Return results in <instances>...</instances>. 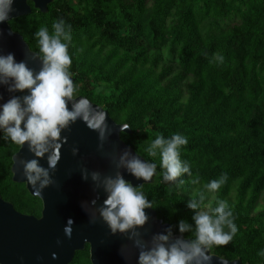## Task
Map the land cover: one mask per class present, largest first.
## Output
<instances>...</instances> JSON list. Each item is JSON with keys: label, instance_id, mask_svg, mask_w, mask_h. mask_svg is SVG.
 <instances>
[{"label": "trees", "instance_id": "trees-1", "mask_svg": "<svg viewBox=\"0 0 264 264\" xmlns=\"http://www.w3.org/2000/svg\"><path fill=\"white\" fill-rule=\"evenodd\" d=\"M30 5L33 13L11 21L12 30L39 55V27L51 31L58 19L72 26L77 95L129 126L124 143L157 163L152 184L141 190L172 236L192 237L178 231L181 220L194 229L188 202L226 174L220 190L205 193V203L227 201L238 231L211 254L264 264L257 255L264 249V0H53L47 13ZM216 53L223 62H210ZM177 132L188 139L181 158L192 176L170 184L162 180L159 157L146 148L156 135ZM19 150L0 139V195L18 213L40 218L42 201L13 182L12 158ZM72 264H92L90 247Z\"/></svg>", "mask_w": 264, "mask_h": 264}, {"label": "clouds", "instance_id": "clouds-1", "mask_svg": "<svg viewBox=\"0 0 264 264\" xmlns=\"http://www.w3.org/2000/svg\"><path fill=\"white\" fill-rule=\"evenodd\" d=\"M14 4L15 0H0V24L11 20ZM35 38L41 61L38 72L30 69L26 62H18L12 53L0 55V88L10 94L7 101L0 103V139L22 148L27 145L35 158L22 159L19 164L26 183L32 187L34 195L41 197L42 190L54 181L49 169L40 165L39 158L47 156L48 166L54 170L60 160L62 144L66 141L62 133L81 121L103 142L108 124L105 113L77 95L78 85L70 71L72 26L58 19L53 21L51 31L46 25L39 27ZM223 59L220 53H216L210 62H223ZM0 100H3L2 96ZM127 128V125L121 126L122 130ZM187 143V137L178 132L167 137L158 134L148 142L146 151L152 157H159L163 182L182 184L181 177L186 174L192 176L189 162L181 158ZM117 168H123L131 176L145 182L151 181L157 174L156 162L142 160L127 151L120 156ZM82 176L88 179L86 171ZM91 179L106 196L98 209L99 218L112 235L119 233L132 241L138 250L136 264H211V249L229 244L238 231L234 212L227 201L219 200L215 207L205 203V193L220 190L228 180L226 174L204 184L203 191L188 202L187 207L194 211V229L181 220L178 231L181 234L192 232L193 235L174 242H171V231L154 235L148 242L141 238L140 229L149 218L145 210L154 208L141 187H134L119 171L103 179L99 172H92ZM192 182L199 183V177H193ZM91 203L95 205L96 201ZM95 220V215L90 216V222ZM73 223L72 219H68L63 229L69 239ZM257 255L264 257V249Z\"/></svg>", "mask_w": 264, "mask_h": 264}, {"label": "water", "instance_id": "water-1", "mask_svg": "<svg viewBox=\"0 0 264 264\" xmlns=\"http://www.w3.org/2000/svg\"><path fill=\"white\" fill-rule=\"evenodd\" d=\"M52 2L53 0H15L11 20L0 24V55L12 53L18 62L24 61L30 69L37 72L40 70L39 55L30 49L20 34L12 30L10 22L31 15L33 9L30 3L41 13H47ZM0 96L3 97L0 103L10 98V94L3 88H0ZM87 101L93 108L106 114V138L101 142L98 134L81 121L62 133L66 141L60 149V160L56 168H49L47 156L39 158L40 165L49 169L54 181L42 190L41 197L34 195L19 164L22 159L35 158L28 151L27 145L23 148L20 146L19 152L13 156V182L26 185L30 195L42 201L43 209L40 218L23 215L0 195V264H72L76 254L85 251L87 246L90 247L92 264H136L138 250L132 241L119 233L112 235L99 218L98 209L106 196L102 188L92 181L91 173L99 172L103 179L105 176H114L119 171L134 187L150 185L154 177L145 182L131 176L125 169L117 168L124 152L139 156L121 138L122 134L132 132L130 128L122 130L123 125L117 124L106 110L88 99ZM139 158L145 160L141 156ZM85 171L88 174L86 180L82 176ZM93 200L96 201L95 205L91 203ZM145 212L149 218L140 229L144 241H151L154 235L171 231V226L158 219L153 209H146ZM92 215L96 217L95 222H90ZM68 219L74 221L71 239L63 231ZM178 238L184 237L172 236L171 242ZM211 256V264H242L239 260L228 261L213 254Z\"/></svg>", "mask_w": 264, "mask_h": 264}, {"label": "rangeland", "instance_id": "rangeland-1", "mask_svg": "<svg viewBox=\"0 0 264 264\" xmlns=\"http://www.w3.org/2000/svg\"><path fill=\"white\" fill-rule=\"evenodd\" d=\"M70 3H71L72 6H75V2H74V1H70ZM214 199H215V194H211V195H210V201H213ZM232 199H233V198H232ZM232 199H231V200H232ZM209 207H210V206H209Z\"/></svg>", "mask_w": 264, "mask_h": 264}]
</instances>
